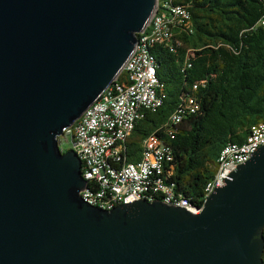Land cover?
Here are the masks:
<instances>
[{"label": "water", "instance_id": "95a60500", "mask_svg": "<svg viewBox=\"0 0 264 264\" xmlns=\"http://www.w3.org/2000/svg\"><path fill=\"white\" fill-rule=\"evenodd\" d=\"M157 0H0V264H263L264 144L198 213L103 210L59 137L122 72Z\"/></svg>", "mask_w": 264, "mask_h": 264}, {"label": "trees", "instance_id": "16d2710c", "mask_svg": "<svg viewBox=\"0 0 264 264\" xmlns=\"http://www.w3.org/2000/svg\"><path fill=\"white\" fill-rule=\"evenodd\" d=\"M172 3L188 8L192 31L175 29L172 47H149L162 84V104L136 121L124 155L127 161L137 160L146 138L169 145L174 160L168 180L176 192L201 205L220 149L243 142L252 124L264 122V0ZM189 96L198 109L184 110L182 119L172 123V113ZM262 259L264 264V248Z\"/></svg>", "mask_w": 264, "mask_h": 264}, {"label": "built area", "instance_id": "2783aa9c", "mask_svg": "<svg viewBox=\"0 0 264 264\" xmlns=\"http://www.w3.org/2000/svg\"><path fill=\"white\" fill-rule=\"evenodd\" d=\"M190 21L187 7L174 4L172 0H157L148 26L136 33V42L123 66L122 76L113 80L65 130V135L71 137L70 148L81 160V174L86 186L79 194L84 202L110 210L118 204L142 198L161 200L192 213L201 209L202 204L197 205L176 192L173 182L168 180L174 160L169 145L146 138L137 160L127 161L124 155V142L136 121L145 111H154L162 104V84L156 76L155 60L149 47L154 43L172 47L175 29L191 32ZM260 23L264 25V17ZM198 106L196 99L189 96L184 105L172 113L170 120L177 123L184 110L194 112ZM169 134L174 137L172 131ZM262 144L264 122L252 124L243 142L225 144L217 157V170L204 186L203 201L215 186L223 183V178L233 167L247 161L250 153Z\"/></svg>", "mask_w": 264, "mask_h": 264}, {"label": "rangeland", "instance_id": "374dc122", "mask_svg": "<svg viewBox=\"0 0 264 264\" xmlns=\"http://www.w3.org/2000/svg\"><path fill=\"white\" fill-rule=\"evenodd\" d=\"M59 147L63 149V151H66L70 149L71 147V137L65 134L59 137Z\"/></svg>", "mask_w": 264, "mask_h": 264}]
</instances>
